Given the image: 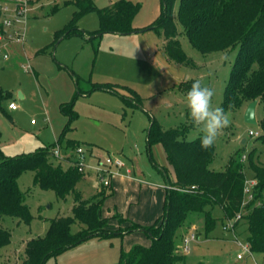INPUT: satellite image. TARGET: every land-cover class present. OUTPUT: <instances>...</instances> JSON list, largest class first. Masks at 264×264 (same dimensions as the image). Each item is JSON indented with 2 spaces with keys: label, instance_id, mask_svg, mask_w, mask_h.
Here are the masks:
<instances>
[{
  "label": "rangeland",
  "instance_id": "rangeland-1",
  "mask_svg": "<svg viewBox=\"0 0 264 264\" xmlns=\"http://www.w3.org/2000/svg\"><path fill=\"white\" fill-rule=\"evenodd\" d=\"M92 1L97 8H104L118 0ZM129 1L140 5L133 20L135 28L150 26L161 14V0ZM29 3L26 21L20 27L26 41L0 40L2 152L8 157L32 153L54 145L65 133L60 157L52 158L61 161L64 167L79 158L77 149L67 145L68 140L84 149L87 166H96L109 155L119 157L126 166L120 170L121 175L111 177L114 194L105 201L101 214L106 218L116 213L122 216L121 222L110 220L115 229H125L132 223L153 225L163 213L166 185L155 164L166 166L170 178L174 176L162 145L148 148L147 130L153 121L163 130L185 124L189 140L202 136L200 128L187 117L183 83L194 79L211 87L215 91L213 106L222 107L237 50L203 54L179 26L177 39L189 62L178 64L168 58L163 46L165 38L156 29L128 35L104 33L91 38L89 33L100 27L96 11L86 12L77 20V27L86 31L84 35L57 39V33L79 12L76 1L29 0ZM76 79L82 89L90 92L77 96ZM93 84L113 86L114 92L91 90ZM123 97L134 98L139 105L129 106ZM72 100L78 115L70 120L62 112L61 104ZM11 101L18 106L15 111L8 108ZM247 106L226 112L231 122L214 144L215 157L210 169L222 171L233 156L244 154L246 181L253 182L247 155L253 151L254 162L264 164V142L251 136L250 131L262 133L264 106L262 103L256 106V124L245 121ZM127 168L132 177L125 176ZM18 184L32 219L25 223L0 215V226L11 233L10 244L0 250V264H21L30 239L43 237L52 219L72 215L73 193L58 199L54 191L34 183L31 171L24 172ZM101 187L100 174L91 168H87V174L77 185L84 199L92 197ZM208 209L216 219L212 231H206L202 213H190L176 232L175 243L185 255V264H254L250 257L238 258L242 250L238 240L247 244L246 222L243 220L236 227L234 235L224 229L228 219L222 209L219 206ZM191 232L196 240L188 244L190 250L186 252L184 239ZM137 244L150 246L151 239L146 233L135 231L108 239L92 238L51 257L46 264H119L121 252ZM254 258L260 264L264 262V255L255 253Z\"/></svg>",
  "mask_w": 264,
  "mask_h": 264
},
{
  "label": "trees",
  "instance_id": "trees-1",
  "mask_svg": "<svg viewBox=\"0 0 264 264\" xmlns=\"http://www.w3.org/2000/svg\"><path fill=\"white\" fill-rule=\"evenodd\" d=\"M75 1L80 10L72 22L57 33V39L84 35L86 31H81L76 22L86 12L96 11L100 27L89 33L91 38H99L104 33L128 35L156 29L165 38L163 46L168 58L187 65L189 61L177 39L180 26L190 43L203 54L237 50L224 91L222 108L225 112L252 101L264 106V0H161L159 18L142 29L133 27L134 17L140 9L138 3L118 0L104 8H97L92 0ZM176 5L177 12L174 14ZM195 81L192 79L183 83L186 94ZM76 83L77 96L90 92L82 89L77 79ZM96 89L114 92V87L107 84H93L91 90ZM130 98L123 97V101L129 106L139 105L134 103V98ZM61 110L70 120L78 115L74 110V100L61 104ZM187 117L192 121L188 112ZM260 126L262 133L258 138L264 142V117ZM187 132L185 124L163 130L156 121L151 123L147 130L148 148L162 145L174 177L170 178L166 166L155 164L166 179L163 213L151 226L132 223L125 229H115L110 224L111 219L121 222L123 218L120 214L116 213L112 218L101 214L105 201L114 194L111 185H102L96 194L84 199L77 189L84 174L76 161L70 162L68 167H64L61 161H53V157L58 159L53 150L61 147L65 133L54 145L28 154L8 157L0 148V215L30 223L29 206L18 184L19 177L27 171L34 173L36 185L54 191L58 199L74 194L72 215L52 219L43 237L30 239L21 264H46L51 257L92 238L108 239L134 231L146 233L151 244H137L127 252L122 251L119 264H185V255L180 253L175 243L176 232L190 213H202L206 231H212L216 219L208 208L214 206H219L228 220L240 214L235 229L244 220L251 251L264 255V164L254 162L253 151L247 155L248 168L254 173L255 184L252 186V197L246 201L244 154L233 156L224 170L214 171L210 169L215 157L214 146L202 149L201 136L189 140ZM67 145L74 149L79 147L72 140H68ZM10 242L11 233L0 226V250Z\"/></svg>",
  "mask_w": 264,
  "mask_h": 264
},
{
  "label": "built area",
  "instance_id": "built-area-1",
  "mask_svg": "<svg viewBox=\"0 0 264 264\" xmlns=\"http://www.w3.org/2000/svg\"><path fill=\"white\" fill-rule=\"evenodd\" d=\"M29 0H0V40H3L5 42L9 41H17L24 43L26 41L25 33L20 31L21 24H23L26 21V16L28 12L29 7ZM4 59H7L6 56L3 57ZM8 108L12 111H15L18 106L15 102H10L8 105ZM250 135L254 137H258L260 135L259 132L250 131ZM77 153L79 154V158L76 160V165L78 166L79 170L83 172V174H87V168H91L94 171H96L98 174H100V181L101 184L104 186H110L111 185V177L114 174H119L120 170L124 168L126 165L125 163L119 158V157H113L109 155L104 160H100L99 163H97L96 166H87L85 164V156H84V149L82 147L77 148ZM53 154L56 157H60V148L57 146L53 150ZM126 174L130 175L131 170L126 169ZM252 181V180H251ZM255 184V181L253 182H246L245 187V195L248 196V198L252 197V186ZM241 215L238 214L236 218L233 220H228V223L224 225V229L227 231H231L235 235V223L238 219H240ZM196 240V235L191 232L188 233V235L185 237L184 241L186 243L185 251H189V243ZM239 245L242 247V250L238 254V258L243 257H250L254 264H260L258 263L254 256L255 253L251 251L248 244H242L238 240ZM261 264H264L261 263Z\"/></svg>",
  "mask_w": 264,
  "mask_h": 264
},
{
  "label": "clouds",
  "instance_id": "clouds-1",
  "mask_svg": "<svg viewBox=\"0 0 264 264\" xmlns=\"http://www.w3.org/2000/svg\"><path fill=\"white\" fill-rule=\"evenodd\" d=\"M215 91L196 80L185 96V103L192 122L200 128L201 148L214 146L222 131L230 125L229 114L222 107L213 106Z\"/></svg>",
  "mask_w": 264,
  "mask_h": 264
},
{
  "label": "water",
  "instance_id": "water-1",
  "mask_svg": "<svg viewBox=\"0 0 264 264\" xmlns=\"http://www.w3.org/2000/svg\"><path fill=\"white\" fill-rule=\"evenodd\" d=\"M258 102L257 101H252L248 104L246 111H245V121L249 124H256V116H255V110ZM245 142V141H244Z\"/></svg>",
  "mask_w": 264,
  "mask_h": 264
},
{
  "label": "crops",
  "instance_id": "crops-1",
  "mask_svg": "<svg viewBox=\"0 0 264 264\" xmlns=\"http://www.w3.org/2000/svg\"><path fill=\"white\" fill-rule=\"evenodd\" d=\"M11 102H13V101H11ZM165 158H166V155H165ZM168 164V163H167ZM169 166V165H168ZM120 175H121V173H119ZM132 175V171H131V174L130 175H127V174H125V176H128V177H132L131 176ZM165 197V196H164ZM164 202V201H163Z\"/></svg>",
  "mask_w": 264,
  "mask_h": 264
}]
</instances>
